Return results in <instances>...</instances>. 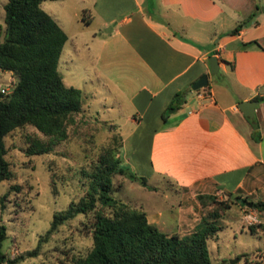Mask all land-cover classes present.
Wrapping results in <instances>:
<instances>
[{"label": "crops", "instance_id": "1", "mask_svg": "<svg viewBox=\"0 0 264 264\" xmlns=\"http://www.w3.org/2000/svg\"><path fill=\"white\" fill-rule=\"evenodd\" d=\"M54 2L51 10L40 5L68 36L65 62L81 59L89 81L128 96L122 159L146 178L144 186L155 191L170 182L190 198L264 200V0ZM252 13L253 24L231 34ZM203 74L208 85L191 91ZM178 92L184 102L166 112ZM83 93L91 102L93 92ZM104 100L107 107L117 102ZM251 100L259 102L248 117L237 105ZM146 214L161 230L167 224L161 211Z\"/></svg>", "mask_w": 264, "mask_h": 264}, {"label": "trees", "instance_id": "2", "mask_svg": "<svg viewBox=\"0 0 264 264\" xmlns=\"http://www.w3.org/2000/svg\"><path fill=\"white\" fill-rule=\"evenodd\" d=\"M42 1L6 0L4 4L0 71L9 72L14 77V88L9 94L0 95V183L14 180L16 176L6 158L5 138L8 135L31 126L42 137L28 135L23 152L27 156L55 153L58 145L68 138V126L75 122L74 116L83 110V91L67 86L58 69L68 36L42 9ZM254 17L255 13L250 14L231 30V34L253 24ZM183 95V92L176 93L168 109L172 106L178 108L184 102ZM259 99L264 100V97ZM249 119L257 128L254 119ZM112 143L105 146L87 167L80 169L81 195L71 200L66 208L54 212L49 227L35 248L10 257L3 250L7 229L0 222V264H17L38 256L43 244L78 215L86 218L84 226L91 245L84 253L74 254L69 264H212L208 240L219 231L216 221L233 200L229 197L217 200L213 194H199L196 198L202 206L210 203L217 206L203 216L190 233L182 236L165 233L148 221L142 208L132 207L112 195L113 179L117 174L146 182L145 177L122 165L121 137ZM22 189L24 186L20 183L11 184L0 197L1 205L10 192ZM248 202H252L251 208L264 212V200L248 201L245 197L239 204L242 207ZM257 229L264 232V221L249 226L252 233ZM254 264L264 263L255 261Z\"/></svg>", "mask_w": 264, "mask_h": 264}, {"label": "rangeland", "instance_id": "3", "mask_svg": "<svg viewBox=\"0 0 264 264\" xmlns=\"http://www.w3.org/2000/svg\"><path fill=\"white\" fill-rule=\"evenodd\" d=\"M0 0V41L4 36V4ZM46 10L55 5L54 0L41 2ZM56 8V7H55ZM71 6L66 4L63 11L67 13ZM70 12V11H69ZM69 19L70 13H69ZM71 21L69 22V26ZM83 55H80V58ZM66 54L59 59L58 69L67 86L90 89L92 98L83 96V110L74 116L75 122L68 126V138L60 143L55 153L27 156L23 152L28 135H39L33 127L26 126L15 130L5 138L8 148L7 159L15 173V179L0 183V197L6 193L13 183L24 186L20 192L8 194L4 205L0 203V222L6 226L8 237L3 243V250L10 257L18 256L25 250L36 247L40 236L49 227L53 214L67 207L69 202L77 199L82 193L80 169L87 167L103 148L113 144L128 131L126 115L130 113V104L126 94H114L108 87L102 86L98 80L89 81V72L84 70L81 59L76 64L65 62ZM218 78V74L211 73ZM14 77L9 72L0 71V85L8 84ZM110 88H113L110 86ZM117 98V102L107 107L104 100ZM107 100V101H108ZM90 104V110L86 107ZM175 107H170V113ZM123 132L121 133V126ZM113 127V128H112ZM123 151V150H122ZM123 158V157H122ZM122 165L131 170L122 159ZM79 172V173H78ZM138 175V174H137ZM112 195L120 198L132 207L142 208L145 212L161 211L167 224L161 231L171 234L185 235L193 231L217 204L202 206L197 198L184 196L170 182L162 183L155 191L144 186L138 180L127 176L115 175ZM217 200H225L213 194ZM230 199V198H229ZM233 203L221 212L216 221L220 226L215 236L208 240L210 260L212 264H254L264 263V232L257 229L255 233L249 226L264 221V215L258 210L242 206L238 199L231 198ZM248 201L256 198L246 197ZM258 213L261 222L247 224L243 214ZM86 218L78 215L74 220L61 226L59 231L50 237L40 249L36 257L26 258L17 264H69L74 254L84 253L91 245V238L84 226ZM239 258L234 263L231 260ZM246 259L249 261L247 262Z\"/></svg>", "mask_w": 264, "mask_h": 264}, {"label": "water", "instance_id": "4", "mask_svg": "<svg viewBox=\"0 0 264 264\" xmlns=\"http://www.w3.org/2000/svg\"><path fill=\"white\" fill-rule=\"evenodd\" d=\"M208 61H209L210 72L213 74L218 73L219 62L217 56L216 55L209 56ZM207 85H208V75L203 74L191 85V91L199 90L201 88L206 87ZM258 102H259L258 100L241 101L238 103L237 107L243 112L245 116L252 117L254 115L255 106L258 104ZM247 205L251 207L252 202H248ZM238 259L239 258L231 260V263H234Z\"/></svg>", "mask_w": 264, "mask_h": 264}, {"label": "built area", "instance_id": "5", "mask_svg": "<svg viewBox=\"0 0 264 264\" xmlns=\"http://www.w3.org/2000/svg\"><path fill=\"white\" fill-rule=\"evenodd\" d=\"M14 88V81L11 80L8 84H4V85H0V95H6L9 94ZM262 213V212H260ZM258 213L256 212H247L243 214V220L244 222H246L247 224H253V223H257V222H261L260 219L258 218ZM264 215V212L262 213Z\"/></svg>", "mask_w": 264, "mask_h": 264}]
</instances>
